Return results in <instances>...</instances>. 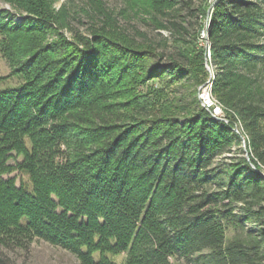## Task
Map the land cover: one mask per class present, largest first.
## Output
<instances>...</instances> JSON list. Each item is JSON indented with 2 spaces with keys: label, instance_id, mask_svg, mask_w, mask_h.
<instances>
[{
  "label": "trees",
  "instance_id": "16d2710c",
  "mask_svg": "<svg viewBox=\"0 0 264 264\" xmlns=\"http://www.w3.org/2000/svg\"><path fill=\"white\" fill-rule=\"evenodd\" d=\"M1 1L27 16L0 26V54L21 79L0 90V247L42 239L82 264H264V88L252 75L264 67V0H218L210 18L213 94L229 123L200 105L181 117L162 97L149 114L165 116H125L103 90L113 68L92 42L122 48V78L152 51L113 41L119 34L100 23L83 44L64 38L33 53L34 18L53 16L46 0ZM194 67L173 61L149 79L197 86L206 73ZM243 137L249 161L232 156ZM15 171L29 183L3 178ZM0 264L12 263L0 253Z\"/></svg>",
  "mask_w": 264,
  "mask_h": 264
},
{
  "label": "rangeland",
  "instance_id": "374dc122",
  "mask_svg": "<svg viewBox=\"0 0 264 264\" xmlns=\"http://www.w3.org/2000/svg\"><path fill=\"white\" fill-rule=\"evenodd\" d=\"M217 2L218 0H46L53 16L45 23L34 18L35 25L40 27L41 31L34 34L38 40V47L33 49V53H37L39 48L53 52L55 45L57 44L55 48H59L64 38L73 43L82 40L83 44L85 41L83 39L90 37L94 29L99 30L98 27L102 25L100 23H105L107 26L110 24L119 34L118 38L109 36L113 41L149 49L156 55L155 58L150 55L136 62L126 70L122 78L120 75L122 65L127 61L122 58V52H119L122 48L112 44L114 42L92 39L93 45H97L95 52H101L100 55L105 56L106 62L111 63L110 67L113 68L111 75L101 80L107 87V91L103 90L112 101L126 107L123 109L125 116L134 117V119H156L165 116L149 114L150 104H156L157 98L162 97L159 105L167 103L170 111L185 117L189 111L193 112L195 109L197 111L199 105L203 108L199 101V94L202 87L208 86L212 97L220 103L224 112V118L211 116L229 123L227 114H230V111L225 109L213 94V79L216 72L211 63L207 41L210 18ZM15 10L8 3L0 0V13L2 12V17L6 19H0V26L7 20L20 22L25 19L26 14L16 13ZM108 14L112 17L111 19H107ZM56 22L63 27L56 28L54 26ZM30 23L34 25L33 22ZM82 44L80 47L83 46L85 50L90 49L88 44L86 46ZM201 52L202 61L199 54ZM173 61L182 65L185 71L190 69V65H194L195 74L206 73L205 82L196 86L192 82L185 81L184 78L182 81L172 83L168 73L149 79L151 68L156 66L158 69L155 72L158 73ZM15 69V66L10 65L0 54V90L19 85L21 79L15 73ZM252 75L257 84L264 88V67H260ZM101 82H97L96 85ZM97 87L93 86L92 91H96ZM233 129L237 134L243 135L241 123L235 117ZM240 149L245 152L241 154ZM233 152L232 156H242L248 161L251 158L244 137L241 146L234 147ZM228 156L231 154H225L220 158ZM220 158L216 162L220 161ZM259 168L260 175L264 178V167ZM3 178H14L16 186L29 183L28 177L18 171L5 175ZM247 228L251 229L249 226ZM21 244L22 246L0 247V253L6 255L9 263L12 264H82L74 254L42 239L28 240ZM125 256L126 254L122 253L114 260L120 263ZM173 264L192 263L181 259L173 261Z\"/></svg>",
  "mask_w": 264,
  "mask_h": 264
},
{
  "label": "bare ground",
  "instance_id": "6f19581e",
  "mask_svg": "<svg viewBox=\"0 0 264 264\" xmlns=\"http://www.w3.org/2000/svg\"><path fill=\"white\" fill-rule=\"evenodd\" d=\"M209 88L210 87H208V86L205 87V95H206V98L209 100L210 107L213 109V111L223 112L222 106L220 105V103L218 101H216L212 97V94H211V91H210L211 89H209ZM199 101H200L201 106L206 109V105L204 104V101L202 99V91L199 94ZM208 111H210V110H208ZM210 113L214 117H219L218 114H216V113H213L211 111H210Z\"/></svg>",
  "mask_w": 264,
  "mask_h": 264
},
{
  "label": "built area",
  "instance_id": "2783aa9c",
  "mask_svg": "<svg viewBox=\"0 0 264 264\" xmlns=\"http://www.w3.org/2000/svg\"><path fill=\"white\" fill-rule=\"evenodd\" d=\"M201 91H202V99L204 101V104L206 105V110H210L211 112L218 114L219 117L224 118V112L213 111V109L210 107L209 100L206 98L205 95V87H202Z\"/></svg>",
  "mask_w": 264,
  "mask_h": 264
}]
</instances>
